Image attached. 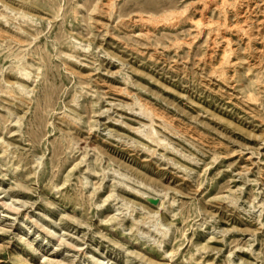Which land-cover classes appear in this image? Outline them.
<instances>
[{
  "label": "rangeland",
  "instance_id": "374dc122",
  "mask_svg": "<svg viewBox=\"0 0 264 264\" xmlns=\"http://www.w3.org/2000/svg\"><path fill=\"white\" fill-rule=\"evenodd\" d=\"M0 264H264V0H0Z\"/></svg>",
  "mask_w": 264,
  "mask_h": 264
},
{
  "label": "bare ground",
  "instance_id": "6f19581e",
  "mask_svg": "<svg viewBox=\"0 0 264 264\" xmlns=\"http://www.w3.org/2000/svg\"><path fill=\"white\" fill-rule=\"evenodd\" d=\"M24 77H21L20 78V80L21 81H28L29 79H30V75L27 73V74H25V75H23ZM147 137H149V135H148V133H146L145 134ZM127 192V191H126ZM140 192V191H139ZM130 193H132V195H135V192H131L130 191ZM139 196H141L140 194H138Z\"/></svg>",
  "mask_w": 264,
  "mask_h": 264
}]
</instances>
